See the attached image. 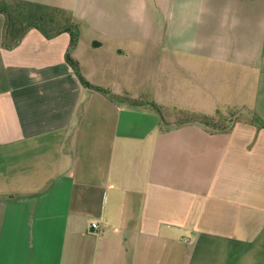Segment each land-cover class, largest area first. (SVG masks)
Segmentation results:
<instances>
[{
	"label": "crops",
	"instance_id": "1",
	"mask_svg": "<svg viewBox=\"0 0 264 264\" xmlns=\"http://www.w3.org/2000/svg\"><path fill=\"white\" fill-rule=\"evenodd\" d=\"M83 1L93 76L80 24L75 45L32 27L7 50L0 13V264H264L253 114L209 132L166 122L161 102L113 98L130 96L118 77L156 64L163 88L187 77L232 95L213 115L241 105L264 120V0H79L78 18Z\"/></svg>",
	"mask_w": 264,
	"mask_h": 264
},
{
	"label": "rangeland",
	"instance_id": "2",
	"mask_svg": "<svg viewBox=\"0 0 264 264\" xmlns=\"http://www.w3.org/2000/svg\"><path fill=\"white\" fill-rule=\"evenodd\" d=\"M44 1V0H43ZM42 0H6L5 2L9 4H13L14 9L17 13H31L35 14L36 19L42 18L39 22L43 28L51 30L57 28L58 26H65L69 22H75L81 25V28L84 30L83 38H84V58L87 67H85L84 72L86 74H91L93 76V65H92V57H93V33H92V19L93 13L92 8L88 7V1H83L84 9L82 13H80V17L78 18L75 15V8L79 6V0H49L52 4H67L69 7L64 8H52L45 6ZM26 3L31 6H23L22 4ZM42 4L47 9H38L36 5ZM88 7V8H87ZM55 11V12H54ZM15 12V11H14ZM61 12V13H57ZM13 12H10L12 14ZM15 18V17H14ZM55 19V24L50 23V19ZM34 19L27 20L24 25L26 27L32 26ZM40 25V26H41ZM89 63V64H88ZM133 66H136L133 64ZM155 68L150 72L148 76L140 72H134L132 75L118 77L116 79V84L119 87H123L129 93V97L125 96H114L117 102H121L123 100H143V98H149L152 101L161 102L162 104H166L167 106H158L163 119L168 123H181L189 120H193L198 114L196 109L204 108L207 109V105L210 106L206 112L213 115L216 111L217 100H224L227 102L232 100V95H225L223 97L219 96H210L205 94V90L203 88H193L190 86V81L181 78L179 83L176 84L174 81V85L167 82V87L163 88L161 85L166 84L165 80H162L157 71L156 64ZM141 67V66H140ZM139 67V68H140ZM188 74V73H187ZM183 75V74H182ZM227 92V90H225ZM236 99L242 100H250L251 96H242V97H234ZM251 102V101H246ZM249 104V103H247ZM230 110H223L216 117V120L219 119L218 122L220 126L223 124H228L231 119L242 121L245 117H250L248 113L250 110L241 105L232 106L230 105ZM196 110V111H195ZM232 111V112H230ZM233 114H235V118H233ZM231 118V119H230ZM223 119H225L223 121Z\"/></svg>",
	"mask_w": 264,
	"mask_h": 264
},
{
	"label": "trees",
	"instance_id": "3",
	"mask_svg": "<svg viewBox=\"0 0 264 264\" xmlns=\"http://www.w3.org/2000/svg\"><path fill=\"white\" fill-rule=\"evenodd\" d=\"M6 0H0V13L4 14L6 17V27H5V33H4V38H3V48L7 49V50H13L16 47H18L20 45V43L22 42L24 35L26 34V32L32 28V27H37L39 28L43 34L47 37V38H52L53 36H55L56 34H58L62 29H66L71 33V44L75 45L78 41L79 38V26L77 23L75 22H69L67 23V25L65 26H58L57 28L48 30L42 27V25L39 23L42 18L40 19H34L36 18L34 15L35 14H31V13H17L18 10L16 11V9H14L13 4H9L7 2H5ZM23 6H31V5H27L26 3L22 4ZM39 8H38V7ZM36 7L38 9H47V7H44L43 5H36ZM15 11V12H14ZM10 12H13L12 14H10ZM55 12V11H54ZM58 14L61 12H57ZM63 14V13H61ZM15 17V18H14ZM30 19H34L35 21L33 22L32 26L26 27L24 25V23L27 20ZM56 20L55 19H50V23L55 24ZM41 25V26H40ZM69 63L71 64V66L73 67V69L75 70L79 80L81 81V83L87 87H93L91 84H89L84 77L81 75L80 72V66L78 63H76L74 60H72L70 57L67 58ZM152 107L154 108H158L155 104H150ZM232 112V111H230ZM221 113V111H218L215 115L213 116H208V115H204V114H198L193 120V122H197L200 123L202 125L205 126V128L209 131V132H213V131H227L228 129H230L232 127V125L234 124V119H231V121L227 124H223L220 126V124L218 123L220 120L217 119L216 117ZM254 120L256 121V123L259 125V127H263L264 128V120L261 119L260 117L256 116L255 113H252ZM235 114H233V118H234ZM225 119H223L224 121Z\"/></svg>",
	"mask_w": 264,
	"mask_h": 264
},
{
	"label": "built area",
	"instance_id": "4",
	"mask_svg": "<svg viewBox=\"0 0 264 264\" xmlns=\"http://www.w3.org/2000/svg\"><path fill=\"white\" fill-rule=\"evenodd\" d=\"M92 227L96 229V228L98 227V225H97L96 223H94V224L92 225ZM184 237H187V234H186V233L184 234Z\"/></svg>",
	"mask_w": 264,
	"mask_h": 264
}]
</instances>
